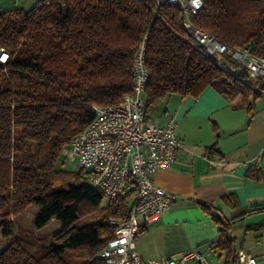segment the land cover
<instances>
[{
	"label": "trees",
	"instance_id": "trees-1",
	"mask_svg": "<svg viewBox=\"0 0 264 264\" xmlns=\"http://www.w3.org/2000/svg\"><path fill=\"white\" fill-rule=\"evenodd\" d=\"M202 1L190 18L197 29L264 56V0ZM183 20L180 8L155 0H38L28 10L0 9V52L7 53L0 63V264H104L98 253L114 236L109 222L127 219L129 197L101 207L104 197L83 171L61 170V151L93 120L92 105H118L130 93L143 40L146 119L169 95L197 98L208 87L253 112L264 79L226 53L213 58ZM30 206L38 208L36 229L59 224L51 243L16 223ZM226 227L211 247L233 264Z\"/></svg>",
	"mask_w": 264,
	"mask_h": 264
},
{
	"label": "crops",
	"instance_id": "crops-1",
	"mask_svg": "<svg viewBox=\"0 0 264 264\" xmlns=\"http://www.w3.org/2000/svg\"><path fill=\"white\" fill-rule=\"evenodd\" d=\"M263 96L249 115L239 98L228 102L208 87L197 98L169 95L161 100L162 111L148 116L162 126L173 121L181 149L171 166L152 176L174 201L161 221L135 240L142 259L160 260L194 248L224 259V252L211 247L224 224L235 254H264Z\"/></svg>",
	"mask_w": 264,
	"mask_h": 264
},
{
	"label": "built area",
	"instance_id": "built-area-1",
	"mask_svg": "<svg viewBox=\"0 0 264 264\" xmlns=\"http://www.w3.org/2000/svg\"><path fill=\"white\" fill-rule=\"evenodd\" d=\"M155 1L180 8L185 29L209 55L226 53L245 67L251 78L264 79V56L252 55L247 47H227L191 23V16L203 7L202 0ZM144 57L145 40L133 58L130 93L118 105H92L93 120L61 151V156L68 163L77 161L87 186L105 199L129 197L127 219L109 222L115 233L98 253L104 264H210L197 248L160 260H144L135 250L137 237L147 226L160 222L174 201V196L158 187L152 176L171 166L181 149L173 121L162 126L145 118L143 93L148 73ZM6 60L7 53L1 51L0 63ZM233 264H264V254L241 251Z\"/></svg>",
	"mask_w": 264,
	"mask_h": 264
},
{
	"label": "rangeland",
	"instance_id": "rangeland-1",
	"mask_svg": "<svg viewBox=\"0 0 264 264\" xmlns=\"http://www.w3.org/2000/svg\"><path fill=\"white\" fill-rule=\"evenodd\" d=\"M38 0H20L19 4L15 3V0H0V9L6 10V9H13V8H23L25 10L30 9ZM217 55L212 56L213 58H216ZM264 98V96H263ZM163 101H160L158 104H162L160 108L158 107H153L150 109L148 115L149 116H155L156 112L159 111L161 112L164 103ZM60 168L62 171L67 172L71 176L77 175L80 173V167L78 165L77 161H74L72 163H68L67 161L63 160L62 163H60ZM108 200L103 198L101 207L105 206L107 204ZM38 208L36 206H30L28 207L25 211L21 212L17 217H16V223L26 229L29 230L31 233H33L37 238H44L46 239L49 243L52 242V237L53 235L59 230V224L53 220L48 222L44 227L41 229H36L34 227V219L37 215ZM88 210L86 209L87 213ZM92 214H88L85 216L86 218H91ZM221 218V217H220ZM11 219V218H10ZM80 222H82L81 218L79 219ZM9 241H5L2 244V248H4ZM207 260L209 261L210 264H223V259H219L217 256H208Z\"/></svg>",
	"mask_w": 264,
	"mask_h": 264
}]
</instances>
